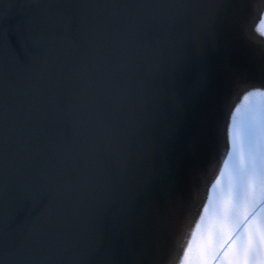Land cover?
Listing matches in <instances>:
<instances>
[{"label":"snow or ice","instance_id":"1","mask_svg":"<svg viewBox=\"0 0 264 264\" xmlns=\"http://www.w3.org/2000/svg\"><path fill=\"white\" fill-rule=\"evenodd\" d=\"M253 12L264 3L0 0V264H159L222 117L235 144L227 100L264 95ZM243 145L264 161V108ZM249 229L231 264H256L264 217Z\"/></svg>","mask_w":264,"mask_h":264},{"label":"water","instance_id":"2","mask_svg":"<svg viewBox=\"0 0 264 264\" xmlns=\"http://www.w3.org/2000/svg\"><path fill=\"white\" fill-rule=\"evenodd\" d=\"M259 19L257 21L260 22ZM15 22L13 19L12 23ZM251 91L240 90L235 97L236 102H240L236 107H233L236 102L227 100L226 103V109L232 110L229 111L232 116L228 113L226 118H231L230 125L233 126L235 137H238L235 144L226 137L225 148L219 149V141L213 142L215 145L209 161L204 157L202 169L200 167L193 178L190 198L174 205L159 229L156 243L160 254L163 244L166 246V260L170 257L166 254L172 251L177 252V258H187V264L193 261L195 264H211L238 227L264 200L259 190V172L264 161H261L257 152L248 151L243 145L244 132L258 120L259 112L264 108V95H249ZM243 110L248 113L247 116H244ZM199 173L202 174L201 179ZM237 200L239 210L230 212L229 209L235 206ZM200 212H203L202 216H199ZM195 215L196 218L198 216L197 221ZM210 220L212 222L209 224ZM164 262L160 260L159 264ZM168 264L175 262L171 263L170 260Z\"/></svg>","mask_w":264,"mask_h":264},{"label":"bare ground","instance_id":"3","mask_svg":"<svg viewBox=\"0 0 264 264\" xmlns=\"http://www.w3.org/2000/svg\"><path fill=\"white\" fill-rule=\"evenodd\" d=\"M256 3L259 5V4H261V3H264V0H259V1H256ZM263 15V17H262V19H261V16ZM259 17H260V19H259ZM257 19H259L260 20V22L259 21H257ZM246 23H247V25L250 27V29H251V31L256 35V36H258V37H264V12H261V13H256V12H253L252 14H251V16L250 17H248L247 18V21H246ZM256 24H257V26H256ZM240 92V90H236V91H234L232 94H231V96L229 97V99H228V101L230 100V102L231 101H233L234 103L236 102V100H235V97L236 96H238V93ZM259 95V94H258ZM261 95V94H260ZM258 99V97H256V100ZM238 103H240V102H236L235 104L236 105H234L233 107H236L237 105H238ZM226 106H227V104H225V106H224V112L226 113V117H227V115H228V113H229V111H232V110H227L226 109ZM242 113H245L244 114V116H247V114L248 113H246V111H242ZM229 116H230V113H229ZM232 116V115H231ZM230 116V117H231ZM227 119V118H226ZM231 119V118H230ZM230 119L228 118V120H227V124L228 125H230ZM221 126L223 127V132L222 133H220L218 136H216V137H214L213 138V140L211 141V143H210V146H209V151L207 152V154L205 155V158H206V160L207 161H209V156L211 155V152H212V148H214V143H216V141L218 140L219 141V149H220V147L221 148H225V138L227 137L226 135H225V131L227 130V127L226 126H224V119H223V117L221 118ZM240 136V135H239ZM238 137H236V139H237ZM221 140V141H220ZM227 140H228V138H227ZM214 142V143H213ZM212 144V145H211ZM229 148V147H228ZM215 150H217V148H215ZM215 154V153H214ZM203 165L204 164H202L201 165V169H202V167H203ZM224 170V169H223ZM201 176H202V174H198V177H199V179H201ZM195 187H198V184H195ZM194 189V188H193ZM184 207V206H183ZM188 209H190L189 207H188ZM242 209V208H241ZM200 214H201V216H202V214H203V212H200L199 213V216H200ZM195 219H196V221H197V219H198V216H197V218H196V215H195ZM202 219V218H201ZM200 219V220H201ZM205 219V218H204ZM203 219V220H204ZM212 221L210 220V221H208V223L210 224ZM164 242V241H163ZM162 242V243H163ZM161 243V244H162ZM166 243V242H165ZM163 248H161L162 249V251H161V254H160V259H159V261L160 260H162V262L163 261H166V262H164L165 264H168V263H170V260H171V263L172 262H175V264H187V262H188V259L187 258H184V260H183V257H179V258H177L178 256V254H177V252H174V253H172V251H171V253H167L166 255H167V257H169V255H170V257L166 260V258L164 257V253H165V249H166V246L163 244ZM169 254V255H168ZM205 257V256H204ZM203 261H205V258H203ZM196 262L195 261H193V263L192 264H195Z\"/></svg>","mask_w":264,"mask_h":264},{"label":"rangeland","instance_id":"4","mask_svg":"<svg viewBox=\"0 0 264 264\" xmlns=\"http://www.w3.org/2000/svg\"><path fill=\"white\" fill-rule=\"evenodd\" d=\"M264 201V200H263ZM264 217V203H260L250 215L238 227L229 241L222 247L211 264H231L236 259L237 252L247 240L249 234V225L259 222ZM247 221V222H245ZM256 264H264V246H261L256 254Z\"/></svg>","mask_w":264,"mask_h":264}]
</instances>
